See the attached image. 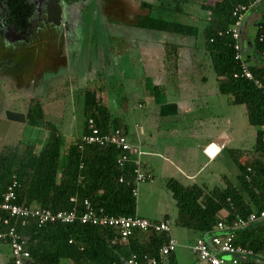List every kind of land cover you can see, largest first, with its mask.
I'll return each mask as SVG.
<instances>
[{"label": "trees", "instance_id": "trees-1", "mask_svg": "<svg viewBox=\"0 0 264 264\" xmlns=\"http://www.w3.org/2000/svg\"><path fill=\"white\" fill-rule=\"evenodd\" d=\"M255 1L217 0L214 4L200 5L201 11L207 15L202 30L195 24L180 20L191 0H159L155 5L143 3L141 8L148 14L139 17L135 26L196 41L203 39V49L196 47L191 50L194 78L206 76L210 70L219 84L220 93L228 96L230 106L244 107L250 127L257 130L250 152L227 150L239 171L236 183L229 176H224L223 187L206 191L197 185L185 186L175 179L166 180L177 214L174 218L166 216L164 221L194 232L198 239L206 241L205 238L209 237L206 241L209 245L213 237L233 235L234 246L264 256V222L243 230L216 231L220 223L231 227L238 218L264 211V42H260L264 15L252 41L254 62L246 57L242 38L240 40L244 63L254 80L234 77L242 74L243 66L236 59L238 42L230 32L237 21L234 11ZM167 49L177 50L174 46ZM153 94L162 117L177 115V107L165 103L160 88L154 87ZM80 95L83 97L84 132L81 138L68 146L59 127L47 119L43 100L29 104L24 126L31 131L27 133L26 143L0 148V204L8 187L16 183L19 205L54 212L77 210L82 214L84 203L88 201L94 210H102L108 216H137L135 161L120 165V152L115 147L82 143L83 136L89 134L91 120L103 131L110 126L121 128L126 133L127 129L112 117L105 99L96 91L85 89ZM0 216L7 218L2 211ZM11 225L16 226V232L30 253L27 264H62L64 261L72 264H128L133 255L139 260L144 257L160 260V250L170 239L167 233L136 230L123 241L112 228L78 221L46 226L28 221L22 226L20 222L11 220ZM7 228L0 223V232ZM220 256L226 260L231 258L227 254ZM164 264H178L175 253L166 257ZM240 264H264V259L248 257Z\"/></svg>", "mask_w": 264, "mask_h": 264}, {"label": "crops", "instance_id": "crops-1", "mask_svg": "<svg viewBox=\"0 0 264 264\" xmlns=\"http://www.w3.org/2000/svg\"><path fill=\"white\" fill-rule=\"evenodd\" d=\"M263 15L264 4L257 6L246 16L242 28L243 44L254 40L257 26ZM136 22L137 20H117L113 22L111 25L113 29L110 30L112 33H110L111 39H107L109 45L106 47L111 52V55L119 59L122 58L121 56L126 50L125 57L130 56L127 61V73L122 72V70L113 69L109 80H107L102 70L103 66H101L99 69L96 67L89 69L90 73L94 75L91 79L85 71L86 77L84 78L81 76L84 63V61L81 62V53H76V58H73L71 54L68 55L67 72L73 74L72 79L76 80V82L80 78H83L84 81L90 80L94 85V88L90 90L96 91L98 96L101 95L103 99L107 100V105L110 103L109 99L111 95L110 93H105L104 86L106 83L107 85L110 83V87L115 84L118 88H122L125 92L124 97L126 100L121 105L122 113L120 115L124 113H132L134 115L135 107L143 111L142 125L139 127L140 138L135 134H132L135 137L129 134L130 130H128L124 120L120 121V125L122 128L127 129L130 139H136L134 141L131 140L134 147L132 159L138 160V152L143 153V156L140 157L141 168L148 176V180L139 186V188L141 187L140 193L142 191L143 193L153 192L154 185L161 183L160 186L164 190L161 192L163 199L160 202H167L171 205L169 208H160V213L158 214L160 220L158 221L150 220L149 215L144 214L138 208L137 216L151 222H160L166 216L174 218L177 214L172 193L166 188V180L175 179L185 186L197 185L206 191L223 187V177L229 176L228 173L225 171H213L209 168L224 153H228V111L230 102L228 96L220 93L219 84L210 70L209 73L212 76L206 75L194 78L192 67L193 51L191 50L197 47L196 40L178 36L174 40L169 41L168 37L164 36V34L168 33L140 29L135 26ZM93 37L95 35H91L89 39L92 38L95 44L99 43L96 37L95 40ZM158 38L161 40L166 39V46H163V44L159 45L157 43ZM191 39L195 42H191ZM183 41L186 42L182 44ZM89 42V44H94L92 41ZM100 44H103V42ZM74 45L76 47L79 46L76 42ZM168 46H174L177 50L174 52L169 51L167 49ZM123 47H125L124 50ZM165 48L167 50H164ZM246 49L247 45H245ZM78 51H80L79 48ZM245 55L247 58H250L251 63L255 61L253 50L247 49ZM73 63L78 66L81 65V67L77 66L73 69V67H70ZM72 83L74 84L75 82ZM154 87L161 89L166 104H172L177 107V115L170 117L161 116L160 105L155 102L153 94ZM79 98L82 100L81 120L79 121L75 116L73 117L74 120L76 119L75 122H72L70 119L72 123L70 128H72L73 133L76 131V135L68 136L61 129L64 138L69 139L70 143L68 145L73 143L77 138H81L84 132V119L82 117L83 97L80 96ZM47 107L48 103H44L46 116ZM112 112L113 109L111 111L112 116L120 120L116 116L119 114ZM21 113L25 114L24 111ZM13 128L14 130L11 129V131H19V129H16L17 127ZM12 133L10 132L9 135L12 136ZM185 138L191 139L189 147H184L180 141ZM213 146L217 148L215 156L209 153V150ZM251 150L242 149V151L247 152ZM232 163L234 164L233 161ZM236 172V175L233 177L229 176L234 183H236L239 174L238 169ZM156 178L159 182L155 184ZM184 230V237L190 239V244H186L184 247L191 251V246L198 239V236L192 231ZM171 237L174 238L172 232ZM205 239L208 241L209 237ZM175 240L177 241V239ZM9 256H11L10 253ZM195 259L197 264H202L197 257ZM230 259L228 258V261ZM8 260L10 264L11 257ZM6 262V257L0 249V264H6ZM66 263L72 264L69 261L62 262V264Z\"/></svg>", "mask_w": 264, "mask_h": 264}, {"label": "flooded vegetation", "instance_id": "flooded-vegetation-1", "mask_svg": "<svg viewBox=\"0 0 264 264\" xmlns=\"http://www.w3.org/2000/svg\"><path fill=\"white\" fill-rule=\"evenodd\" d=\"M114 2L115 0H0V128L3 122L8 121L7 112L23 114L20 110L12 109L10 101L19 102L22 93L30 92L35 86L47 87L51 78L46 80L44 76L53 70L58 73L59 67L67 69L69 54L76 58V53H81V62L87 61L90 65L95 63L93 68L103 66L102 70L109 80L114 66L109 64L111 58L108 60L107 48L112 23L120 18L129 21L143 16L141 14L133 19L130 13L127 16L131 19L125 18L127 16L122 11L124 8L126 13L127 10L130 11L127 5L131 7V3L126 5L122 2L120 13L118 11L117 15L114 14L117 16L116 20L103 18L102 22L95 23L88 15V11L94 10L98 16L99 8L101 11L106 9L108 16L113 15V11L117 10L112 6ZM82 27L85 28L82 30ZM91 35L97 36L98 42L102 40L100 43L105 41L107 47L100 51L92 46L87 51L86 42H89ZM75 42L78 47L74 45ZM125 52L126 50L124 54ZM20 87H26L27 91H21ZM5 89H9L8 94ZM13 96L16 100L9 99ZM32 100L30 98L28 101L25 116ZM4 256L6 264H9L11 256L8 253Z\"/></svg>", "mask_w": 264, "mask_h": 264}, {"label": "rangeland", "instance_id": "rangeland-1", "mask_svg": "<svg viewBox=\"0 0 264 264\" xmlns=\"http://www.w3.org/2000/svg\"><path fill=\"white\" fill-rule=\"evenodd\" d=\"M216 1L217 0H191V4L188 6H185L186 7L184 9L185 16L183 15L184 17L180 19L181 22H184L187 24L188 23L195 24L199 26L200 29L202 30L204 27V23L207 20V15L201 11L200 5L214 4ZM121 2L125 3L126 5L131 3V7L127 5L128 8H130L131 12L127 10L128 12L126 13V10L124 8L123 9L124 11H122V13L125 14L126 16L131 13V17L134 19L135 17L137 18V16H141V14L142 15L148 14L147 10H143L141 8V5L143 3L146 2V4L155 5V4H158L159 0H118V2L115 0L112 6L116 7L117 10L113 11V15L108 16L105 13L106 9L101 11L100 8L98 9V16H97V13L94 12V10L88 11V15L91 16V18L93 19V21H95V23L102 22L103 20H107V19L116 20L115 17L117 16L115 15L118 14V11L120 13L119 9L121 8L120 6ZM125 18H129V17L127 16ZM84 28L82 27V30ZM100 29H96V30H100ZM164 36L166 38L168 37L169 41L174 40L176 37H178L177 35H168V34H164ZM93 38L95 40V37ZM96 40H97V36H96ZM89 41H92V43H94L92 38L89 39ZM100 41L99 43H96V44L95 43L89 44L90 42L87 43L85 41L87 44L86 45L87 51H90L92 46H93V49H96V50H98V48L100 51L101 49H104L106 46L105 41L103 44H100ZM157 41L159 45L163 44V46L164 45L166 46V39L161 40L158 38ZM186 41H183L182 44L185 43ZM190 41L193 43L195 42L192 39ZM196 43L199 49L204 48L203 39L201 38L198 39ZM245 45H247V49H249L250 51L253 49L252 41H248L244 43L243 50L244 52L245 51L247 52V49L245 50ZM164 50H167V49L165 48ZM108 56H109L108 60L109 58H111V61H109V64L110 65L114 64V66H112L114 70L116 69L122 70V72L127 73L126 72L127 61L130 56L125 57V55H123L122 58L117 59L114 55H111V52H109ZM106 64H108V61ZM92 65H95V63ZM92 65H90L89 62L84 61L82 74H81L82 77L84 78L86 77L85 71L87 72V76L90 77V79L92 78V76H94L93 74L90 73V70H89V69H93ZM77 66L78 65H75L73 63L72 66L70 67H73V69H75V67ZM78 67H81V65ZM58 70H59L58 73L56 70H53L51 72H48L44 76L46 80L51 78L48 81L47 87L40 88L39 86H35L33 87L31 91L29 90L30 92L25 90L26 87H20L19 89H21V91H27L26 94L22 93V95L20 96L21 99L19 102L10 101L9 105L12 109L14 110L17 109L23 112L25 111V108L27 107V104H28V101H30V98L33 99L32 101H34V99L35 100L41 99L43 100V103H48V107L46 108L47 119L50 120L52 123L56 124L59 127L60 131L63 130L65 134H68V136H74L76 135L75 134L76 131H74V133L72 132L73 130L72 128H70V125H72V123L70 122V119L72 122L73 121L75 122L76 119L74 120L73 118L75 116V118L79 119V121L81 120L82 100L79 98L81 96L80 93L86 88L93 89L94 85L90 80L84 81L83 78H80V80L76 82V80L72 79L73 74H69V72H67V69L63 70L62 68L59 67ZM92 71L94 72V70ZM208 76L210 77L212 76V74L210 75V73L208 72ZM72 82H75V83L73 84ZM35 88H38L37 91L35 90ZM104 88H105V93H108V94L110 93L111 95L109 99L110 103L108 104L110 111H112L113 109L112 113L119 114L116 116L120 118L119 121L124 120L125 124L127 125L128 130H130L129 134L131 136L132 134H135L140 138L141 135L139 133V129H140L139 127H141L142 125L143 111L135 107L134 115L132 113H124L120 115L122 113L121 105L126 100L124 97L125 92L123 91L122 88L120 87L118 88L117 86H115V84L114 86L110 87V83L108 85L106 83ZM4 91L6 94L9 93V89H5ZM14 98L15 96L10 97L9 99L14 100ZM105 101L107 103V100ZM228 120H229L228 122L229 149L242 150L245 148L246 150H251L253 148V145L256 139L257 130L253 127H250L247 116H246L245 108L229 106ZM13 127H17L16 129L17 130L19 129V131L18 132L11 131V129L14 130ZM29 131L31 130L29 128H26L24 124H19V123L10 122V121L3 122L0 128V148H2L3 146L11 147V146H17L19 143H23V144L26 143L27 141L26 138L28 136L27 133ZM10 132L11 133L13 132L12 136L9 135ZM8 136L10 137L8 138ZM132 137H135V136H132ZM65 140H66V146H67L70 142L68 138H66ZM131 140L134 141L136 139L133 138ZM180 141L182 142V145L184 147H189L191 145V139L189 138L181 139ZM228 162H230L229 165H227ZM209 169L213 171H225L228 173L230 177H233L237 173L236 172L237 168L232 163L230 155L227 152L224 153L216 161V163H214ZM158 182L159 180L156 178L155 184ZM160 184L161 183L154 185L155 186L154 191L150 193H143V191L140 193L141 187L139 188V191H138L137 208L138 210L142 211L144 214H148L150 220L152 221L160 220L159 218L160 216H158V214L160 213L161 207H167V208L171 207V205L168 204L167 202H163V201L160 202V200L163 199V195L161 194V192L164 190L163 188H161ZM144 217H147V216H144ZM171 229H172L171 231H172L173 237L177 239L179 243V248L177 249V252H176L178 264H197V261L195 259L196 257L192 254V252L188 248L184 247V245L190 244V239L188 237H184L183 232L185 230L175 225H172ZM0 249L3 251L4 254L10 253L11 255V251L8 245L0 243Z\"/></svg>", "mask_w": 264, "mask_h": 264}, {"label": "built area", "instance_id": "built-area-1", "mask_svg": "<svg viewBox=\"0 0 264 264\" xmlns=\"http://www.w3.org/2000/svg\"><path fill=\"white\" fill-rule=\"evenodd\" d=\"M263 2L264 0H256L250 6L237 8L233 13V16L237 19V21L231 27L230 32L233 35V38L238 42L236 45V51L238 52L236 59L241 61L243 66L242 74H236L234 76L236 79L246 78L248 80H254L252 73L248 70V67L244 63L240 40L242 38V28L246 16ZM260 31V42H264V27H261ZM257 85L260 86L259 83ZM82 143L85 145L115 147L120 152L118 158V163L120 165H124L125 163L133 160V144L128 134L121 128H113L110 126L108 130L103 131L97 128L91 120L89 121V134L83 136ZM138 156V160H134L136 164L135 196L138 195L139 186L146 183L148 180V176L141 168L140 157L143 156V153L138 152ZM16 188V183L10 185L7 192L3 196L2 203L0 204V211L7 214V218L0 216V223L8 227L4 232H0V243L9 246L12 264H27L31 256L25 249L22 237L16 232V226L11 225V220H15L16 223L20 222L22 226H25L28 221H35L39 226H46L48 224L55 223L72 224L78 221L82 224L112 228L118 232L119 238L123 241H126L136 230L145 232L152 230L156 233H167L170 235L169 241L160 250V260L155 258L149 259L148 257H144L143 260H139L137 256L133 255L128 261V264H164L166 257L174 254L179 248L177 241L171 237V221L163 220L156 223L138 216L129 218L122 216H108L104 214L102 210L99 212L94 210L88 201H85L84 203L85 211L82 214L78 213L77 210L70 212H54L52 210L41 209L39 207L19 205L17 203ZM262 222H264V211L253 213L247 218H238L231 225V227L226 226L224 223H220L216 227V231L224 233L228 230H243ZM233 241V235L213 237L210 245L207 244L204 239H198L196 244L191 247V251L198 257L202 264H240L241 261L254 256L264 259V256L257 255L250 249L234 246ZM225 254L231 256L229 261L220 256Z\"/></svg>", "mask_w": 264, "mask_h": 264}, {"label": "water", "instance_id": "water-1", "mask_svg": "<svg viewBox=\"0 0 264 264\" xmlns=\"http://www.w3.org/2000/svg\"><path fill=\"white\" fill-rule=\"evenodd\" d=\"M7 119L10 122H15V123H19V124H25L26 123V116L24 114L7 112Z\"/></svg>", "mask_w": 264, "mask_h": 264}, {"label": "bare ground", "instance_id": "bare-ground-1", "mask_svg": "<svg viewBox=\"0 0 264 264\" xmlns=\"http://www.w3.org/2000/svg\"><path fill=\"white\" fill-rule=\"evenodd\" d=\"M217 152V148L215 146H213L210 150H209V153L212 155V156H215V153Z\"/></svg>", "mask_w": 264, "mask_h": 264}]
</instances>
